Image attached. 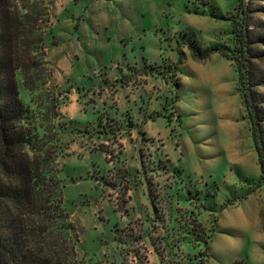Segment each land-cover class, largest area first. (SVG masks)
Segmentation results:
<instances>
[{
    "label": "rangeland",
    "instance_id": "obj_1",
    "mask_svg": "<svg viewBox=\"0 0 264 264\" xmlns=\"http://www.w3.org/2000/svg\"><path fill=\"white\" fill-rule=\"evenodd\" d=\"M236 4L53 1L44 78L31 88L19 76L20 96L40 131L57 133L86 264H264V185L237 65L189 48L232 51ZM252 13V91L264 105V14Z\"/></svg>",
    "mask_w": 264,
    "mask_h": 264
},
{
    "label": "trees",
    "instance_id": "obj_2",
    "mask_svg": "<svg viewBox=\"0 0 264 264\" xmlns=\"http://www.w3.org/2000/svg\"><path fill=\"white\" fill-rule=\"evenodd\" d=\"M53 1L0 0V264H86L64 206L57 133L51 125L42 133L20 96L19 76L31 88L44 78ZM259 1L264 0H237L229 17L232 51L219 45L189 48L202 61L214 54L235 60L264 185V105L252 91L256 77L250 70L251 16L264 14Z\"/></svg>",
    "mask_w": 264,
    "mask_h": 264
},
{
    "label": "crops",
    "instance_id": "obj_3",
    "mask_svg": "<svg viewBox=\"0 0 264 264\" xmlns=\"http://www.w3.org/2000/svg\"><path fill=\"white\" fill-rule=\"evenodd\" d=\"M119 70V69H118ZM122 72H126V71H120L119 72V74L121 73L122 74ZM124 74V73H123ZM117 76V75H116ZM152 76V75H151ZM116 78V77H115ZM152 79H154V77H152ZM130 87H121V86H119V93L117 94V98H119V100H120V102L122 103V101H121V99H120V97L121 96H125L126 97V102L127 103H123L124 105L126 104V108H128L129 107V105L131 104L130 102H129V99H127L128 97H127V94L129 93L130 94ZM132 96H134V95H132ZM79 104V103H78ZM75 106V105H74ZM137 107V106H136ZM130 108V110H133L132 111V116H133V118L135 119V121L136 122H142V120H144L145 122H146V119H148L149 118V116H150V114L147 112L146 114H143V113H141V112H137V110H136V108H132V107H129ZM66 111L68 110V108H66L65 109ZM78 110V109H77ZM66 111H63V117L64 118H67V119H71L72 118V116H71V114L69 113L68 115H67V113H66Z\"/></svg>",
    "mask_w": 264,
    "mask_h": 264
}]
</instances>
